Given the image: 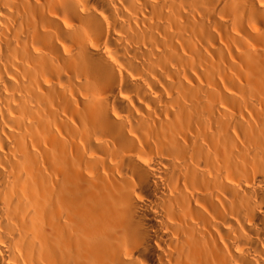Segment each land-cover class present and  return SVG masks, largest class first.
I'll use <instances>...</instances> for the list:
<instances>
[{
  "label": "bare ground",
  "instance_id": "bare-ground-1",
  "mask_svg": "<svg viewBox=\"0 0 264 264\" xmlns=\"http://www.w3.org/2000/svg\"><path fill=\"white\" fill-rule=\"evenodd\" d=\"M0 264H264V0H0Z\"/></svg>",
  "mask_w": 264,
  "mask_h": 264
}]
</instances>
